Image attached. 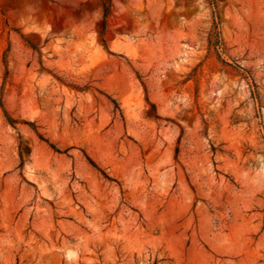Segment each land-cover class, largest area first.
<instances>
[{
  "label": "rangeland",
  "instance_id": "obj_1",
  "mask_svg": "<svg viewBox=\"0 0 264 264\" xmlns=\"http://www.w3.org/2000/svg\"><path fill=\"white\" fill-rule=\"evenodd\" d=\"M0 0V264H264V0ZM4 110L15 122L9 123Z\"/></svg>",
  "mask_w": 264,
  "mask_h": 264
},
{
  "label": "trees",
  "instance_id": "obj_2",
  "mask_svg": "<svg viewBox=\"0 0 264 264\" xmlns=\"http://www.w3.org/2000/svg\"><path fill=\"white\" fill-rule=\"evenodd\" d=\"M208 3L215 9V17L213 19V28L210 35V45L214 44L213 42L219 37L218 34H216V27H217V14H216V1L215 0H207ZM101 7H102V20H101V35L104 34L105 28H106V20L109 14L111 13V10L113 8V0H99ZM4 114L6 119L9 123L13 124L15 120L9 116L6 110H4Z\"/></svg>",
  "mask_w": 264,
  "mask_h": 264
}]
</instances>
